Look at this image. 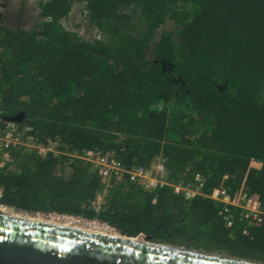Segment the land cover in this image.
<instances>
[{
  "label": "trees",
  "instance_id": "16d2710c",
  "mask_svg": "<svg viewBox=\"0 0 264 264\" xmlns=\"http://www.w3.org/2000/svg\"><path fill=\"white\" fill-rule=\"evenodd\" d=\"M76 4L103 40L64 26ZM38 7L34 30L0 20V117L21 118L24 142L57 153L15 148L0 171L1 203L264 263V0H39ZM167 21L173 28L157 37ZM87 151L127 170L161 158L168 183L200 174L204 194L224 185L232 195H256L263 215L248 224L232 208L229 227L207 197L186 201L167 185L100 178L76 157Z\"/></svg>",
  "mask_w": 264,
  "mask_h": 264
},
{
  "label": "water",
  "instance_id": "95a60500",
  "mask_svg": "<svg viewBox=\"0 0 264 264\" xmlns=\"http://www.w3.org/2000/svg\"><path fill=\"white\" fill-rule=\"evenodd\" d=\"M122 236L0 214V264H264L157 243L145 234Z\"/></svg>",
  "mask_w": 264,
  "mask_h": 264
},
{
  "label": "built area",
  "instance_id": "2783aa9c",
  "mask_svg": "<svg viewBox=\"0 0 264 264\" xmlns=\"http://www.w3.org/2000/svg\"><path fill=\"white\" fill-rule=\"evenodd\" d=\"M82 38L93 43L96 40H103L104 36L96 29L91 37ZM17 119L18 118L0 117V171L9 165L12 158V152L17 147L25 146L31 150L35 149L43 156L47 155L48 152L57 153L51 146L45 147L31 141L24 142L22 139L24 131L20 130ZM76 157L91 163L99 177L106 181H109L114 177H123L126 175L130 182L140 184L147 189H155L166 185L170 186L176 195L183 196L186 201H191L197 196L207 197L221 206L222 211L225 213L227 226L229 227L233 224L232 208L240 209L242 211L240 219L248 224L257 222L260 219V216L263 215L261 202L256 195L250 196L246 193L232 195L224 185L215 187L209 194H204L203 187L205 181L200 174H196L195 177L186 184L168 183L166 179V168L163 159L161 158L157 159L151 167L138 166L127 170L116 158L102 155L98 152L87 151L83 155ZM1 198L2 189L0 187V200ZM103 198L102 195H99L96 200L92 202L93 208L96 211L101 209ZM5 211L11 212L14 210L3 205L0 201V214H3ZM33 216L77 219L79 221L86 220L72 215H62L57 213L49 215L36 214Z\"/></svg>",
  "mask_w": 264,
  "mask_h": 264
},
{
  "label": "rangeland",
  "instance_id": "374dc122",
  "mask_svg": "<svg viewBox=\"0 0 264 264\" xmlns=\"http://www.w3.org/2000/svg\"><path fill=\"white\" fill-rule=\"evenodd\" d=\"M39 0H0V20L2 23L13 30L26 29V30H34L36 29L42 19L39 16ZM84 5L76 4L68 17L63 20L64 26L70 31L76 32L80 37L88 38L91 37L96 30L90 26L87 16L84 13ZM173 28V23L171 21H167V23L157 32V37L163 31H169ZM147 58H153L151 50L148 48L146 51ZM54 151L55 146H51ZM14 212H16L14 210ZM17 214V213H12ZM21 215V214H18ZM36 218V217H34ZM40 219L48 220V221H56V222H65L74 219H65V220H55V219H45L42 217H37ZM49 218V217H46ZM76 221V220H75ZM78 222H89L95 223L87 220H80ZM103 225V224H101ZM109 227V226H108ZM111 230H113L111 228ZM116 233V229L113 230ZM120 234V233H119Z\"/></svg>",
  "mask_w": 264,
  "mask_h": 264
},
{
  "label": "bare ground",
  "instance_id": "6f19581e",
  "mask_svg": "<svg viewBox=\"0 0 264 264\" xmlns=\"http://www.w3.org/2000/svg\"><path fill=\"white\" fill-rule=\"evenodd\" d=\"M12 213H17V214H12ZM3 214L7 215V216L14 217V218L27 219V220H31V221L41 222V223H45V224L65 227V228L89 232V233H95V234H99V235H105V236L116 237V238L123 237L121 234L114 232L113 228H112L113 230H111L110 226L108 227L107 224H103V223L96 222V221H91V222H95V223H89V222H78L79 220L74 219V220L65 221V222H56V221H48V220L40 219L37 217H42L45 219H55L57 221L65 220V218H58V217L46 218L43 216H33V215H28L25 213H18V212H14V211H11V212L5 211V212H3ZM18 214H21V215H18ZM34 217H36V218H34ZM87 221H89V220H87ZM101 224H103V225H101Z\"/></svg>",
  "mask_w": 264,
  "mask_h": 264
}]
</instances>
